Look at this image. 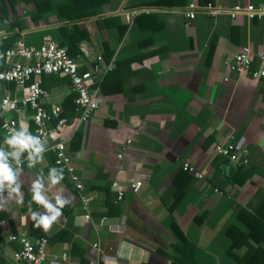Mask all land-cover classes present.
<instances>
[{
    "label": "crops",
    "instance_id": "crops-1",
    "mask_svg": "<svg viewBox=\"0 0 264 264\" xmlns=\"http://www.w3.org/2000/svg\"><path fill=\"white\" fill-rule=\"evenodd\" d=\"M47 1L41 7L36 0H5L0 51L19 42L67 48L82 69H97L99 109L81 122L70 78H42L43 105L49 110L60 105L68 123L39 152L25 151L20 168L14 154L3 153L5 141L1 146L13 179H0V211L8 217L0 224V264H16L21 245L10 239L22 235L33 242L48 239L47 264L64 254L71 264H240L228 253L227 231L234 226L248 232L242 212L259 214L264 223V82L234 73L230 64L249 46L254 67L259 65L264 19H233L230 11L264 9V0H209L204 6L200 0ZM191 3L212 5L221 13L190 20L184 12ZM144 9L149 11L133 15ZM92 10L96 15L76 18V12ZM109 73L105 91L101 86ZM15 96L14 88L0 85V100ZM27 112L16 121L32 137V113ZM229 134L249 150L248 166L216 164L215 144ZM59 140L66 144L82 191L55 164ZM185 161L206 178L184 175ZM136 183L142 184L138 192ZM37 185L44 200L62 213L47 231L36 226L41 216L52 215L35 199ZM178 188L183 195L176 204ZM173 226L185 235L190 252L181 263L175 258L181 254ZM260 236L250 240L255 248H264ZM245 243L237 249L239 256L248 250Z\"/></svg>",
    "mask_w": 264,
    "mask_h": 264
},
{
    "label": "built area",
    "instance_id": "built-area-1",
    "mask_svg": "<svg viewBox=\"0 0 264 264\" xmlns=\"http://www.w3.org/2000/svg\"><path fill=\"white\" fill-rule=\"evenodd\" d=\"M148 11L146 9L136 10L133 15L136 16ZM184 13L188 19L194 20L198 14L217 16L221 11L214 9L212 5L202 8L191 3ZM241 15H246L250 19H264V9L254 6L248 8L236 6L230 11V16L233 19ZM257 57L259 65L254 67L255 54L249 46H245L240 53L234 56L230 64L231 70L238 75L264 82V54L258 53ZM96 72V68L88 71L82 69L70 56L68 49L55 42H49L40 48L26 46L19 42L13 48L0 51V85L11 86L16 95L14 98L3 97L0 100V118L2 119L0 129L6 143L3 153L11 152L14 154L17 167L22 166L25 151L56 140L68 123V120L63 116L60 105L52 106L50 110L43 105V99L47 96V92L42 87V78L56 75L69 77L76 92V108L82 111L81 122H87L88 118L99 109L98 88L94 87ZM29 110L32 113L34 125V134L31 138L36 141V144L29 148L9 145L7 141L21 133L16 118L27 116ZM7 114H14L15 117L8 118ZM55 144V164L64 168L77 190L82 191L84 186L75 172L72 159L66 152L65 142L59 140ZM214 152L216 156L227 158L232 163L249 164V150L236 144L233 134L226 136L223 142L216 143ZM183 169L196 179L204 180L206 178V173L199 171L189 161L183 162ZM141 186V183H136L133 185V190L138 192ZM216 192H219V189H216ZM123 196L124 193L120 192L118 199L122 200ZM82 201L87 207V198L82 196ZM10 240L21 245V251L15 253L13 257L16 264L22 262L25 264H47L49 262L47 238L42 237L33 242L27 236L22 235L12 236ZM54 264L71 263L69 257L64 254L59 258L56 257Z\"/></svg>",
    "mask_w": 264,
    "mask_h": 264
},
{
    "label": "trees",
    "instance_id": "trees-1",
    "mask_svg": "<svg viewBox=\"0 0 264 264\" xmlns=\"http://www.w3.org/2000/svg\"><path fill=\"white\" fill-rule=\"evenodd\" d=\"M25 1H27V0H21V2H25ZM47 2H48L47 0H36L37 5H40L41 7L43 4H46ZM70 3L75 5V3H78V0H70ZM207 3L209 4L210 1L209 0H200V4L202 6L206 5ZM3 6H5V0H0V15H2L3 10L5 9ZM96 13H97L96 10L85 11V12L84 11H78V12H76V18L77 19H83L84 17H90V16L92 17V16L96 15ZM6 15H7V12L4 16H6ZM144 16L148 17V15H144ZM148 18H151L150 20L153 23L157 20V18L154 15H152ZM73 19H75V18H73ZM215 39H216V37H215ZM8 47H10V46L9 45H6V46L3 45L2 51H6L8 49ZM214 47H215V44L213 43L210 50H209V55H211ZM109 60H110V58H109ZM111 76H112V73H109L102 83L101 87L105 91H106V87H107L108 81L110 80ZM94 80H95V78H94ZM98 85H100V83L95 81L94 87H96ZM75 100H76V98H75ZM75 107H76V104H75ZM63 116H64V114H63ZM1 124H2V119L0 118V127H1ZM79 139H80V135L77 136L76 140H79ZM4 141H5V137L2 135L1 129H0V149H1V146H2ZM0 153H1V150H0ZM216 164L219 166L227 165L230 168L231 167L233 168L234 166H241V165L242 166H248L249 165V164L244 165L241 162L232 163L229 159L219 157V156H216ZM216 164H215V166H217ZM183 172H184L183 173L184 175H186V174L188 175V172L186 170H184ZM182 195H183L182 189L178 188L177 194H176V201H175L176 204H178V202L181 200ZM242 213H244V214L240 215L241 219H242L241 221H243L244 224L247 226L248 232L245 234L241 230L237 229V227H234V226L229 228V230L227 231V234L229 235V237L232 240V245H231L228 253L232 257H234L240 264H264V248H262L261 246L258 248H255L254 244L250 242V240L255 239V236L258 232H261V236L263 239L262 242L264 243V223L258 218V216H260L259 214L256 216L254 214H247V212H242ZM246 216L248 219L246 218ZM7 219H8L7 215L0 211V224H2V222L4 220H7ZM173 231L177 235L176 236L177 237V239H176L177 244L175 246L181 254V257H179V258L175 257V258L177 259L178 263H181L182 260H184L186 258L187 254H190L189 250H187V248H186L187 239H186L185 235L178 233V227L177 226H173ZM178 236H180L179 239H178ZM243 243H245L244 245H249V247H248V250L242 256H239L237 254V249L243 247ZM0 244H1V240H0ZM193 250H194V247H193Z\"/></svg>",
    "mask_w": 264,
    "mask_h": 264
},
{
    "label": "clouds",
    "instance_id": "clouds-1",
    "mask_svg": "<svg viewBox=\"0 0 264 264\" xmlns=\"http://www.w3.org/2000/svg\"><path fill=\"white\" fill-rule=\"evenodd\" d=\"M7 143L13 146L19 145L22 148H29L33 146L34 144H36V141L32 139L31 137L26 136L24 132H21L15 135L13 138L9 139ZM35 151L39 152L40 149L37 147L35 148ZM0 179L2 180H12L13 179L12 173L7 163L5 162V158L2 153H0ZM53 182L55 183L56 181L54 180ZM38 189H39V185H37V192H36L35 199L39 203L43 204L49 210V212L52 213V215L51 216H48V215L41 216L36 226L37 227L42 226L43 229L47 231L51 227L53 222L57 221L58 217H60L62 213L57 208H54L52 204L47 203L44 200V198L39 194ZM57 204L60 206V208H63L64 206V202L60 200H57ZM32 219L36 220V216L33 215Z\"/></svg>",
    "mask_w": 264,
    "mask_h": 264
},
{
    "label": "rangeland",
    "instance_id": "rangeland-1",
    "mask_svg": "<svg viewBox=\"0 0 264 264\" xmlns=\"http://www.w3.org/2000/svg\"><path fill=\"white\" fill-rule=\"evenodd\" d=\"M11 116H12V114H11Z\"/></svg>",
    "mask_w": 264,
    "mask_h": 264
}]
</instances>
